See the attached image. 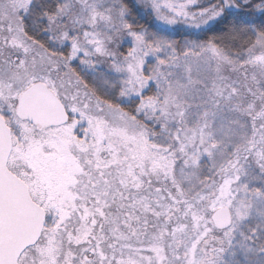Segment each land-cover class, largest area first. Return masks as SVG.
I'll return each mask as SVG.
<instances>
[{"label": "snow or ice", "instance_id": "6c2138e0", "mask_svg": "<svg viewBox=\"0 0 264 264\" xmlns=\"http://www.w3.org/2000/svg\"><path fill=\"white\" fill-rule=\"evenodd\" d=\"M0 264H264V0H0Z\"/></svg>", "mask_w": 264, "mask_h": 264}, {"label": "trees", "instance_id": "16d2710c", "mask_svg": "<svg viewBox=\"0 0 264 264\" xmlns=\"http://www.w3.org/2000/svg\"><path fill=\"white\" fill-rule=\"evenodd\" d=\"M237 18L241 20H254L257 24L260 23L261 17H259V14H254L253 16H248V15H240L237 14ZM137 19L139 20L140 24L144 25L145 27L149 28L151 31H155L157 29H160L163 34L170 35L172 38L178 39V40H183L185 37L186 32H191V29H187L184 26H178L174 30H170L167 28H164L160 26L156 21L151 16H147L145 18L144 14L138 15ZM217 28L220 27V25L216 26ZM89 80L90 85L93 84L92 80L90 77H86ZM99 94L103 95L104 94V89L102 87L97 86Z\"/></svg>", "mask_w": 264, "mask_h": 264}, {"label": "rangeland", "instance_id": "374dc122", "mask_svg": "<svg viewBox=\"0 0 264 264\" xmlns=\"http://www.w3.org/2000/svg\"><path fill=\"white\" fill-rule=\"evenodd\" d=\"M160 25V24H159ZM160 26H162V27H164V28H167V29H170V30H174L176 27H178V26H183V25H178V26H176L175 28H171V27H166V26H163V25H160ZM185 39V38H184ZM128 44H129V42H125V44H124V47L125 48H127L128 47Z\"/></svg>", "mask_w": 264, "mask_h": 264}]
</instances>
